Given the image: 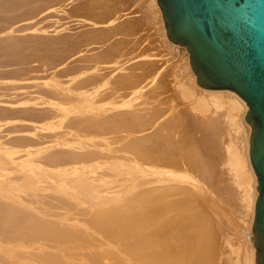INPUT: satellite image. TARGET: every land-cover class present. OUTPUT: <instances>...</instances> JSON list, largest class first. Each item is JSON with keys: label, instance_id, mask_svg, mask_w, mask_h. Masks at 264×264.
Instances as JSON below:
<instances>
[{"label": "bare ground", "instance_id": "1", "mask_svg": "<svg viewBox=\"0 0 264 264\" xmlns=\"http://www.w3.org/2000/svg\"><path fill=\"white\" fill-rule=\"evenodd\" d=\"M148 2L0 0V264H256L249 107L197 84ZM143 23L183 67L139 53Z\"/></svg>", "mask_w": 264, "mask_h": 264}, {"label": "water", "instance_id": "2", "mask_svg": "<svg viewBox=\"0 0 264 264\" xmlns=\"http://www.w3.org/2000/svg\"><path fill=\"white\" fill-rule=\"evenodd\" d=\"M169 40L185 50L197 84L248 105L250 158L258 179L252 235L264 264V0H157Z\"/></svg>", "mask_w": 264, "mask_h": 264}, {"label": "rangeland", "instance_id": "3", "mask_svg": "<svg viewBox=\"0 0 264 264\" xmlns=\"http://www.w3.org/2000/svg\"><path fill=\"white\" fill-rule=\"evenodd\" d=\"M114 4L118 6L119 11L144 12L148 7V0H114ZM55 19L43 21L41 23L34 24L36 27H44L55 23ZM164 29H166L164 23ZM137 31L141 39L139 41V53L144 55H155L161 57L162 60L172 59L173 67H183L184 60L182 57L172 58L169 56V50L164 43V39L158 29H152L149 24H138ZM166 32V30H165ZM167 36V32H166ZM193 71V70H192ZM222 203L219 204V213L221 218V227L224 233L226 242H229L236 251L243 249V242L246 240L247 226H243L241 218L246 219L242 208L240 207V201L237 195L232 196L230 192H227L221 198ZM223 223V224H222ZM252 233V232H251ZM256 250V249H255ZM257 253V252H256ZM232 256V255H231ZM229 255V257L231 258ZM234 257V255L232 256Z\"/></svg>", "mask_w": 264, "mask_h": 264}]
</instances>
